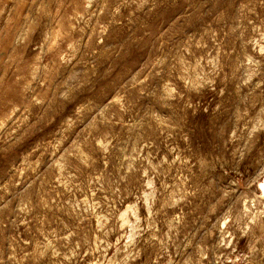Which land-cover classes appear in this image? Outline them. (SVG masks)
I'll return each mask as SVG.
<instances>
[{"label":"rangeland","instance_id":"obj_1","mask_svg":"<svg viewBox=\"0 0 264 264\" xmlns=\"http://www.w3.org/2000/svg\"><path fill=\"white\" fill-rule=\"evenodd\" d=\"M0 264H264V0H0Z\"/></svg>","mask_w":264,"mask_h":264}]
</instances>
